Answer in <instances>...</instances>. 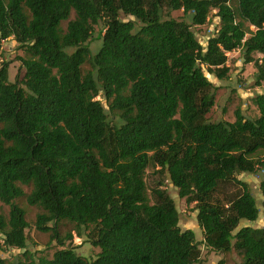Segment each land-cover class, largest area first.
Segmentation results:
<instances>
[{
	"label": "trees",
	"instance_id": "obj_1",
	"mask_svg": "<svg viewBox=\"0 0 264 264\" xmlns=\"http://www.w3.org/2000/svg\"><path fill=\"white\" fill-rule=\"evenodd\" d=\"M232 1L0 0V40L14 38L25 68L11 81L9 62L0 63V200L10 206L8 216L0 210V264H200V244L236 250L232 264H264V226H240L259 218L257 198L238 178L260 171L264 196V92L252 97L256 117L240 108L233 121L208 117L217 86L206 71L225 78L228 52L254 62L264 83V0ZM178 9L190 22L169 16ZM211 13L218 24L204 46L192 25ZM150 165L195 202L201 242L180 227L165 189L152 201ZM227 182L239 191L223 201L216 194ZM24 195L43 208L35 225L60 246L52 257L27 249L26 210L15 202ZM62 221L79 237L94 233L95 258L66 246L74 235H61ZM4 248L24 251L6 261Z\"/></svg>",
	"mask_w": 264,
	"mask_h": 264
},
{
	"label": "rangeland",
	"instance_id": "obj_2",
	"mask_svg": "<svg viewBox=\"0 0 264 264\" xmlns=\"http://www.w3.org/2000/svg\"><path fill=\"white\" fill-rule=\"evenodd\" d=\"M235 5V0L232 1ZM170 17L176 19H186L190 22V18L184 15L182 9L171 10L169 12ZM74 17V12L71 18ZM123 17V16H122ZM218 21L214 13H211L210 20L204 25H192V30L195 32L200 42L206 46L207 40L213 30L217 27ZM67 21L63 22V27L66 28ZM102 27V23L94 26V36L90 41V47L95 54L102 44V40L97 38L99 29ZM253 29L254 26H251ZM24 56L22 49L18 48V44L14 38H8L0 40V63L9 62V78L11 81L21 80L25 73V68L22 65L20 57ZM256 57H262L260 53H256ZM228 65L230 66L229 74L223 78L218 79L215 75L206 71L209 79L217 86L215 91V105L208 113V117L212 121L235 120V111L240 108L244 114L248 117H256L259 114L257 106L252 101V97L256 93L264 92V83L257 85L255 82L256 67L254 62L245 63L240 50H234L228 52ZM89 68V64H84L83 69ZM97 99H101L108 110V104L102 95H98ZM260 171L252 174L238 175V178L247 182L257 198V203L260 208V215L256 221L243 220L240 226L246 223L254 225H264V196L260 190L261 182ZM145 180L147 185V191L152 201L154 199L153 190L157 187L165 189L169 195L174 199L177 209L179 211V225L182 229L191 228L196 233V239L201 242L204 234L199 226L197 220L198 210L195 207V202L188 203L185 198H182L178 194V188L175 187L167 172L160 170L159 167L150 165L145 172ZM26 193L31 190L30 185L21 184ZM239 191V186L233 182H227L220 185L217 190L216 196L227 201L229 197L234 196ZM26 210V218L29 222V226L26 229L27 233V249L35 254V256H48L52 257L54 251L60 248L56 242L49 243L50 234L48 232H42L36 228L35 221L39 212L43 211V208L36 205H30L27 202L26 196H21L15 199ZM10 206L3 203L0 200V210L6 216L9 214ZM261 227V226H260ZM59 231L61 235L72 232L73 239L66 240V246H72L76 252L87 259H93L100 251V247L93 244L94 233L90 232V229H82V236L79 237L74 229V224L68 221H62L59 223ZM200 264H232L241 260L240 255L236 250L231 252H215L207 249L202 244ZM24 250L18 248H4L1 256L6 261H15L21 257Z\"/></svg>",
	"mask_w": 264,
	"mask_h": 264
},
{
	"label": "built area",
	"instance_id": "obj_3",
	"mask_svg": "<svg viewBox=\"0 0 264 264\" xmlns=\"http://www.w3.org/2000/svg\"><path fill=\"white\" fill-rule=\"evenodd\" d=\"M4 245V236L3 234L0 232V247Z\"/></svg>",
	"mask_w": 264,
	"mask_h": 264
},
{
	"label": "crops",
	"instance_id": "obj_4",
	"mask_svg": "<svg viewBox=\"0 0 264 264\" xmlns=\"http://www.w3.org/2000/svg\"><path fill=\"white\" fill-rule=\"evenodd\" d=\"M245 174H248V173H242L241 175H245ZM249 223H246L245 225H248ZM251 225V224H250ZM255 227H260V226H264V225H254Z\"/></svg>",
	"mask_w": 264,
	"mask_h": 264
}]
</instances>
